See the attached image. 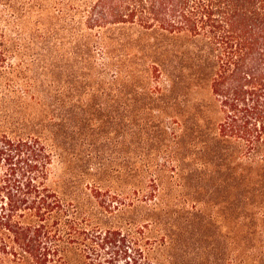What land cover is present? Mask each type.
Masks as SVG:
<instances>
[{"label": "rangeland", "instance_id": "obj_1", "mask_svg": "<svg viewBox=\"0 0 264 264\" xmlns=\"http://www.w3.org/2000/svg\"><path fill=\"white\" fill-rule=\"evenodd\" d=\"M3 2L0 134L45 140L59 197L154 264H264V188L244 183L264 163L219 138L197 45L118 25L83 60L78 17Z\"/></svg>", "mask_w": 264, "mask_h": 264}, {"label": "trees", "instance_id": "obj_2", "mask_svg": "<svg viewBox=\"0 0 264 264\" xmlns=\"http://www.w3.org/2000/svg\"><path fill=\"white\" fill-rule=\"evenodd\" d=\"M53 1L55 17L79 18L83 60L99 45V31L118 25L192 41L221 114L219 138L264 163V0ZM28 3L40 10L39 0ZM8 40L0 25V70L13 51ZM51 163L40 137L0 134V264H66L70 254L80 264H154L120 230L89 227L48 185ZM257 166V178L244 183L264 188V165Z\"/></svg>", "mask_w": 264, "mask_h": 264}]
</instances>
